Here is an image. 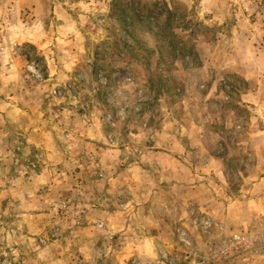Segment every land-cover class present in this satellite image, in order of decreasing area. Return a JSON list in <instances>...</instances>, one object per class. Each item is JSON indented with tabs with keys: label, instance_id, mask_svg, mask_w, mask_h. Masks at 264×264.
Returning a JSON list of instances; mask_svg holds the SVG:
<instances>
[{
	"label": "rangeland",
	"instance_id": "374dc122",
	"mask_svg": "<svg viewBox=\"0 0 264 264\" xmlns=\"http://www.w3.org/2000/svg\"><path fill=\"white\" fill-rule=\"evenodd\" d=\"M141 1L0 0V264H264V0Z\"/></svg>",
	"mask_w": 264,
	"mask_h": 264
},
{
	"label": "trees",
	"instance_id": "16d2710c",
	"mask_svg": "<svg viewBox=\"0 0 264 264\" xmlns=\"http://www.w3.org/2000/svg\"><path fill=\"white\" fill-rule=\"evenodd\" d=\"M111 4L112 8L110 9L109 16L113 17V15L116 14L121 17L123 24L132 28V34L129 36H134L140 28H145L144 25L146 24L141 20L142 18H146L144 12L145 8L150 6L148 2H142L141 0H112ZM135 49L136 48L131 47L130 44H126L124 48V57H129Z\"/></svg>",
	"mask_w": 264,
	"mask_h": 264
}]
</instances>
